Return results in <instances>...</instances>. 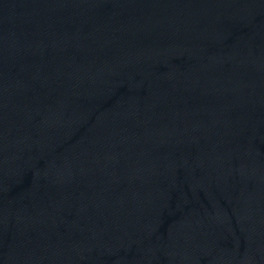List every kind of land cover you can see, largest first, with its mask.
Returning <instances> with one entry per match:
<instances>
[{"label": "water", "instance_id": "95a60500", "mask_svg": "<svg viewBox=\"0 0 264 264\" xmlns=\"http://www.w3.org/2000/svg\"><path fill=\"white\" fill-rule=\"evenodd\" d=\"M0 264H264V0H0Z\"/></svg>", "mask_w": 264, "mask_h": 264}]
</instances>
